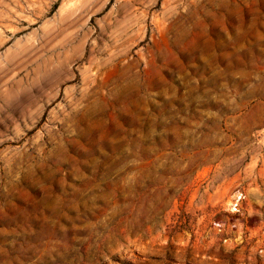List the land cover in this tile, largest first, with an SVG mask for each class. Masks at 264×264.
Returning <instances> with one entry per match:
<instances>
[{
  "label": "rangeland",
  "instance_id": "374dc122",
  "mask_svg": "<svg viewBox=\"0 0 264 264\" xmlns=\"http://www.w3.org/2000/svg\"><path fill=\"white\" fill-rule=\"evenodd\" d=\"M0 264H264V0H0Z\"/></svg>",
  "mask_w": 264,
  "mask_h": 264
},
{
  "label": "built area",
  "instance_id": "2783aa9c",
  "mask_svg": "<svg viewBox=\"0 0 264 264\" xmlns=\"http://www.w3.org/2000/svg\"><path fill=\"white\" fill-rule=\"evenodd\" d=\"M241 198V195H239L238 197H237V201H235V204H237L238 203V200Z\"/></svg>",
  "mask_w": 264,
  "mask_h": 264
}]
</instances>
